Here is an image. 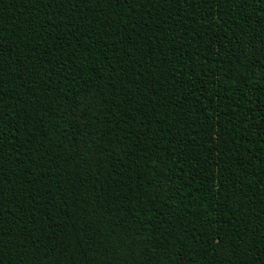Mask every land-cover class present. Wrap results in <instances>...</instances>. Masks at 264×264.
Listing matches in <instances>:
<instances>
[{
    "label": "trees",
    "instance_id": "trees-1",
    "mask_svg": "<svg viewBox=\"0 0 264 264\" xmlns=\"http://www.w3.org/2000/svg\"><path fill=\"white\" fill-rule=\"evenodd\" d=\"M0 264H264V0H0Z\"/></svg>",
    "mask_w": 264,
    "mask_h": 264
}]
</instances>
